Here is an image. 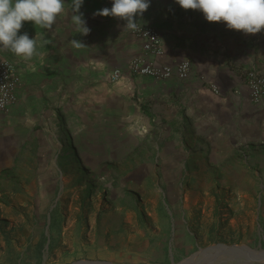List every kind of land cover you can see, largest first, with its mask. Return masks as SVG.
I'll use <instances>...</instances> for the list:
<instances>
[{
	"label": "crops",
	"instance_id": "crops-1",
	"mask_svg": "<svg viewBox=\"0 0 264 264\" xmlns=\"http://www.w3.org/2000/svg\"><path fill=\"white\" fill-rule=\"evenodd\" d=\"M64 2L50 30L24 22L18 32L37 40L39 56L25 62L0 50L21 80L16 102L0 114L16 124L8 138L24 147L31 125H40L43 118L56 121L71 139L80 170L117 179L120 193L104 202L106 213L120 220L119 235L110 236L113 246L104 247V253H111V259L130 258L132 195L126 191H132V155L140 152L143 139L186 138L189 128L198 134L203 124L217 138H235L243 146L264 140V100L252 103L243 82L250 70L264 74V31L246 35L223 22H207L200 11L181 9L175 0H149L135 21L158 32L163 54L155 57L143 53V41L124 28L126 21L93 16L111 8L112 0H83L79 13L91 30L86 36L76 32L71 20L72 0ZM73 39L85 47H73ZM44 40L48 43L41 46ZM137 57L157 67L187 61L188 77L179 79L175 72L163 80L124 75L109 83L111 72H125ZM155 154L167 153L156 146Z\"/></svg>",
	"mask_w": 264,
	"mask_h": 264
},
{
	"label": "rangeland",
	"instance_id": "rangeland-1",
	"mask_svg": "<svg viewBox=\"0 0 264 264\" xmlns=\"http://www.w3.org/2000/svg\"><path fill=\"white\" fill-rule=\"evenodd\" d=\"M15 127L0 114V264H180L216 245L264 250V140L243 146L203 124L186 138L143 139L126 191L132 256L111 259L120 220L104 201L120 193L117 179L80 170L56 121L31 125L26 147L8 138Z\"/></svg>",
	"mask_w": 264,
	"mask_h": 264
},
{
	"label": "clouds",
	"instance_id": "clouds-1",
	"mask_svg": "<svg viewBox=\"0 0 264 264\" xmlns=\"http://www.w3.org/2000/svg\"><path fill=\"white\" fill-rule=\"evenodd\" d=\"M82 3L83 0H72L71 20L76 32L86 36L91 30L86 26L83 13H79ZM175 3L184 10L200 11L207 22H223L227 29L246 35L264 31V0H175ZM149 6V0H112L111 8H103L93 16L126 21L124 28L136 31L135 17L141 16ZM64 10V0H0V50L10 51L22 61H31L40 53L35 38H29L27 33L18 35L23 23L32 22L34 26L50 30ZM47 43L44 40L41 46ZM69 43L77 49L85 47L75 39ZM30 67L36 71L34 65Z\"/></svg>",
	"mask_w": 264,
	"mask_h": 264
},
{
	"label": "built area",
	"instance_id": "built-area-1",
	"mask_svg": "<svg viewBox=\"0 0 264 264\" xmlns=\"http://www.w3.org/2000/svg\"><path fill=\"white\" fill-rule=\"evenodd\" d=\"M128 32L143 41L142 51L144 54L155 57L162 56L163 50L160 36L154 28L138 26L136 31L128 30ZM189 70L187 61H181L173 67H157L145 61L143 57H137L128 62L125 72L120 70L111 72L108 76V81L109 83H117L124 75L163 80L169 78L174 72L179 79L183 80L188 77ZM243 82L251 102L260 104L264 100V74L250 70L245 74ZM20 84V75L15 65L0 57V113L6 112L16 102V91ZM211 90L214 94H218V89L215 86L211 87Z\"/></svg>",
	"mask_w": 264,
	"mask_h": 264
},
{
	"label": "water",
	"instance_id": "water-1",
	"mask_svg": "<svg viewBox=\"0 0 264 264\" xmlns=\"http://www.w3.org/2000/svg\"><path fill=\"white\" fill-rule=\"evenodd\" d=\"M208 250H217L224 254L223 260L227 262V264H261L264 261V250L253 251L246 247H238V246H223V245H216L214 247L201 249L199 253L206 252ZM195 254V255H197ZM193 255L191 258H193ZM190 258V259H191ZM190 259L185 260L180 264H185ZM73 264H111L108 262H98V261H78Z\"/></svg>",
	"mask_w": 264,
	"mask_h": 264
},
{
	"label": "bare ground",
	"instance_id": "bare-ground-1",
	"mask_svg": "<svg viewBox=\"0 0 264 264\" xmlns=\"http://www.w3.org/2000/svg\"><path fill=\"white\" fill-rule=\"evenodd\" d=\"M220 255H224V254L221 253V252H218L217 250H208L206 252H201L200 254L196 255L195 257H193L191 260H189L185 264H189L195 258H200V257L205 258V256H206L207 259L209 258L211 260V262H212V261L216 260V258L218 256H220ZM206 262H207V260H206ZM204 263H202V264H204ZM261 264H264V261H262Z\"/></svg>",
	"mask_w": 264,
	"mask_h": 264
},
{
	"label": "trees",
	"instance_id": "trees-1",
	"mask_svg": "<svg viewBox=\"0 0 264 264\" xmlns=\"http://www.w3.org/2000/svg\"><path fill=\"white\" fill-rule=\"evenodd\" d=\"M70 142H71V139L70 138H67ZM71 149L74 151V153H75V149L71 146ZM73 153V154H74ZM76 155V154H75Z\"/></svg>",
	"mask_w": 264,
	"mask_h": 264
}]
</instances>
